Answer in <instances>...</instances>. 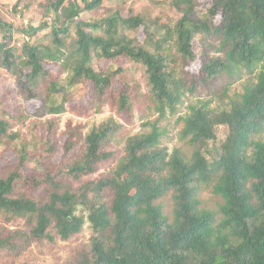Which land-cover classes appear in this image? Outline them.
Masks as SVG:
<instances>
[{
    "label": "trees",
    "instance_id": "trees-1",
    "mask_svg": "<svg viewBox=\"0 0 264 264\" xmlns=\"http://www.w3.org/2000/svg\"><path fill=\"white\" fill-rule=\"evenodd\" d=\"M104 1L54 0L42 23L24 30L32 37L49 32L21 48L8 42L12 26L0 24L6 33L1 65L19 74L28 100L44 96L45 112H65L70 91L90 83L88 104H74L72 111L87 117L111 107L127 124L142 86L128 66L96 69L95 59L140 71L145 97L160 118L176 114L185 97L209 91V99L181 118V140L192 155L164 148L157 122L150 133L130 137L123 151L112 150L124 125L110 118L87 134L69 127L56 162L51 124L40 149L20 152L17 164L0 170V256L66 241L88 224L90 241L66 264H264V0H171L177 21L156 24L146 44L131 36L146 27L139 14L83 19L86 12L98 15ZM197 60L202 65L191 72ZM244 78L243 93L231 95ZM7 116L0 110V144L16 138ZM219 127L227 135L210 160L206 151L213 154L209 145ZM203 186L223 198L218 212L201 206ZM169 193L171 218L157 203ZM14 220L25 227L10 229Z\"/></svg>",
    "mask_w": 264,
    "mask_h": 264
},
{
    "label": "rangeland",
    "instance_id": "rangeland-1",
    "mask_svg": "<svg viewBox=\"0 0 264 264\" xmlns=\"http://www.w3.org/2000/svg\"><path fill=\"white\" fill-rule=\"evenodd\" d=\"M54 0H0V24H9L12 26L11 38L8 40L11 47L21 48L24 41L36 43L41 41L49 29L36 33L34 37L29 36V25L38 27L43 18L46 16L47 6ZM82 3V0H77ZM171 0H105L98 15L92 13H84V20L99 19L108 16L115 11H121L125 17L130 13L139 14L145 19V26H142L138 31L131 33V36L136 38L141 43H149L148 35L157 30L156 24L173 25L177 21V14L169 7ZM50 22V21H49ZM74 34V30L72 31ZM5 30L0 28V43L4 41ZM72 39L68 40L70 43ZM174 52V51H173ZM215 54H217L215 52ZM218 56V54H217ZM202 65L201 60H197L190 68L191 72H198ZM130 68L129 76L141 84V96L139 101L133 108L132 124L125 123L117 114L116 110L106 109L101 114L91 113L89 116H80L72 111L74 104H88L90 98L94 94L93 86L90 83H85L70 91V100L66 105V111L60 114H51L45 112L43 107L42 95L35 100H28L20 91L18 86V77L13 69L8 70L0 61V110L8 113V118L14 124L12 133L16 135L13 140L6 139L0 144V170L15 165L19 160V153L23 151L33 152L41 148L45 143L50 125L53 124L54 134L53 141L57 145L58 153L54 160L60 162L64 154V144L68 138V130L75 129L78 126L84 128L85 134L96 125H99L110 118H114L117 122L124 125V129L110 143V149L123 151L127 140L130 137L141 134H148L152 131L151 125L157 122L158 126L164 133L162 146L173 152L174 149H180L185 155L191 156L193 149L186 140H181V132L184 123L181 118L186 116L190 111L189 108L198 100L209 99V91H201L196 95H190L184 98L182 104L179 105L176 114H168L165 118H160V115L155 113L153 105L146 99V87L143 82L140 71L135 70L129 64L122 61H107L97 62L94 60V67H111L117 69L120 67ZM179 68L180 61L174 64ZM46 68L50 71L58 72L60 67L46 63ZM63 75V80L66 78ZM222 83L229 81L227 76H224ZM246 84V79L239 80L232 85L231 95L243 93V87ZM47 111V110H46ZM23 115L24 119L19 120L18 116ZM227 132L224 127L218 129V139L215 142H210V150L220 148L222 141L226 138ZM264 140V135L262 136ZM207 158L212 159L216 155L206 151ZM116 163L106 167L107 170L115 168ZM102 170L101 172H104ZM201 206L212 212H218L224 204L221 196L214 193L212 187L203 186L200 191ZM160 204L165 214L172 217L174 202L172 193L157 202ZM2 215L0 214V224H3ZM10 229L24 228V222L14 220L8 225ZM92 229L90 225H86L81 233L74 235L70 239L63 241L57 239L54 243H46L39 247L36 244L32 245L26 251L17 254L9 255L2 254L0 256V264H66L67 261L83 246H85L92 237Z\"/></svg>",
    "mask_w": 264,
    "mask_h": 264
}]
</instances>
